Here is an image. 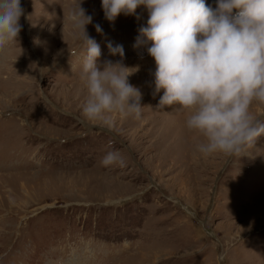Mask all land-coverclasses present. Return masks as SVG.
Listing matches in <instances>:
<instances>
[{"label": "rangeland", "instance_id": "1", "mask_svg": "<svg viewBox=\"0 0 264 264\" xmlns=\"http://www.w3.org/2000/svg\"><path fill=\"white\" fill-rule=\"evenodd\" d=\"M74 3L21 0L18 41L0 49V264H264V135L239 158L199 153L189 113L158 107L151 42L134 47L147 10L110 23L102 0L81 4L97 66L122 45L145 108L112 129L87 120ZM251 113L264 121V103ZM110 151L125 166H103Z\"/></svg>", "mask_w": 264, "mask_h": 264}, {"label": "clouds", "instance_id": "2", "mask_svg": "<svg viewBox=\"0 0 264 264\" xmlns=\"http://www.w3.org/2000/svg\"><path fill=\"white\" fill-rule=\"evenodd\" d=\"M81 4L75 0L69 18L73 37L86 52L84 116L109 129L115 125L113 114L141 118L142 92L129 83L138 66H126L123 46L111 43L110 53L121 59L106 61L102 70L97 66L101 47L87 32L92 16ZM101 6L110 23L122 13L139 20L137 9L147 10L134 47L151 42L147 52L155 62V93L163 90L158 107L189 113L186 128L203 137L199 153L239 158L254 147L264 135V121L251 113L254 102L264 103V0H216L215 7L205 0H102ZM24 15L21 0H0V49L18 41ZM94 27L103 32L100 24ZM101 163L125 166L117 151Z\"/></svg>", "mask_w": 264, "mask_h": 264}]
</instances>
